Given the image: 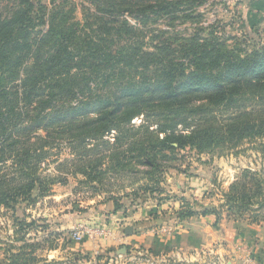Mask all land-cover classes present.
Segmentation results:
<instances>
[{
	"label": "trees",
	"instance_id": "1",
	"mask_svg": "<svg viewBox=\"0 0 264 264\" xmlns=\"http://www.w3.org/2000/svg\"><path fill=\"white\" fill-rule=\"evenodd\" d=\"M206 1L0 0V207L13 211L16 233L37 226L18 205L34 206L68 174L92 186L146 167L141 187L161 193L176 151L264 137V42L248 47L204 25ZM63 144L72 158L58 162ZM50 159L64 176L43 174ZM243 175L221 206L249 209L245 180L258 174ZM182 203L169 218L221 217L216 206ZM39 246L26 242L5 264H30Z\"/></svg>",
	"mask_w": 264,
	"mask_h": 264
},
{
	"label": "rangeland",
	"instance_id": "2",
	"mask_svg": "<svg viewBox=\"0 0 264 264\" xmlns=\"http://www.w3.org/2000/svg\"><path fill=\"white\" fill-rule=\"evenodd\" d=\"M199 11L203 14L204 25L216 24L227 34L244 38L248 47L264 42V0H207ZM77 15L82 18L80 9ZM160 23L163 24L161 26L166 24L164 21ZM134 122L139 124L141 119ZM52 154V159L58 162L72 158L65 144ZM175 156L176 161L169 165L176 168L170 167L163 173L161 193L148 192L141 187L146 179L140 170L146 167H128L115 174L111 171L109 174L113 175L110 178L93 187L82 183L85 180L82 174H68L66 183L54 184L51 194L39 199L34 206L26 203L18 205V216L25 213L29 221L37 220V226L26 233L15 232L18 227L14 225L13 211L1 206L0 264H5L8 254L17 252L26 242L40 245L33 253L36 260L30 264H264V208L255 204L263 197L257 195V185H264V137L223 142L201 154L195 149L178 150ZM52 159L43 166V174L64 176V167L57 169V163H52ZM245 170L258 174L254 181L251 178L245 180L248 199H251L249 209L240 212L237 208L230 210L226 205L221 206L226 202V193L232 184L244 182ZM176 181L184 183L181 190L176 188ZM182 199L200 213L208 206L221 209L219 220L213 216L212 227L216 232H223L222 241L217 238L212 246L197 251L195 245L186 240L187 247L192 245L194 248L192 250L184 244V250L188 251L184 255L172 252L173 245L168 244L177 229L172 234L152 231L154 238L161 237L162 241L154 240L156 249L136 248L137 252L127 240L118 245L105 241L111 233L106 237H86L82 241L72 237L75 228L82 224L93 229L100 226L108 228V221L113 222L110 219L113 213L124 218L122 225L137 223L136 213L143 220L151 217L152 228L170 223L178 225L179 220L169 217L183 206ZM205 200L211 204L204 205ZM114 201L120 205L118 210H115ZM213 201H217L218 205H212ZM157 217L162 222L158 223ZM24 234L25 241L20 239ZM120 234L125 238L132 235L126 231ZM125 246H129L130 250L123 252L122 248H127ZM109 249L113 252L108 253ZM221 249H224L222 255L215 253ZM30 250L31 247H28L27 251ZM219 256L222 258L219 259Z\"/></svg>",
	"mask_w": 264,
	"mask_h": 264
},
{
	"label": "crops",
	"instance_id": "3",
	"mask_svg": "<svg viewBox=\"0 0 264 264\" xmlns=\"http://www.w3.org/2000/svg\"><path fill=\"white\" fill-rule=\"evenodd\" d=\"M212 181V180H211ZM184 183L181 181L177 182L176 181V188L178 190H181L183 188ZM209 200L204 201V205H209L208 204ZM219 202H222L220 200ZM217 201H213L212 205H218ZM209 207V206H208ZM138 221L135 224H126L122 225V221L124 218L121 216L117 215V213H113L110 219H113V222L108 221L107 225L109 226L108 228L111 229V235L110 237L105 238V241H109L110 243L114 244H120L122 241L127 240L129 244H131L133 251L137 252L136 248H152L156 249V244L154 243V240L156 241L159 239L162 241L161 237L154 238V234L152 231H154L156 234L158 233V230H155V228L151 227V222L150 218L151 217H146L145 220L143 218L139 217V214H135ZM213 216L212 214L203 216V215H196L188 219L184 220H179L178 222V228L177 232H175V237L172 239H169V243L172 247V252L178 251L179 254H184L186 255L187 252L184 250V244L185 247H187V241L190 240L191 243L195 245V248L191 245H189L187 248H191L193 250L196 249L199 251V249H203L204 247H210L213 245L215 240L218 238L220 241L224 238L223 232L219 231L216 232L213 230L212 227V221H213ZM107 217V216H106ZM121 217V218H120ZM109 218V216H108ZM121 221V222H120ZM158 223L161 222V220L157 219ZM164 223H167V221L164 220ZM163 223V224H164ZM132 226L134 229L132 231V235H129L128 237H124L123 235L120 234L122 231H126L128 227ZM187 240V241H186ZM126 242V241H125ZM159 247V245H158ZM216 254L219 253V255H222L224 253V249H221L220 251H216ZM219 259L222 257L219 256ZM233 264H235L233 262Z\"/></svg>",
	"mask_w": 264,
	"mask_h": 264
},
{
	"label": "built area",
	"instance_id": "4",
	"mask_svg": "<svg viewBox=\"0 0 264 264\" xmlns=\"http://www.w3.org/2000/svg\"><path fill=\"white\" fill-rule=\"evenodd\" d=\"M177 227L178 225H176L175 223H170L169 225L161 226L159 228L155 227V230H158V232L161 233L172 234L177 229ZM110 233H111V229L105 226L95 227L93 229L88 226L87 227L83 226L82 224L75 228L72 237L76 241H82L86 237H94L95 235L99 237H106Z\"/></svg>",
	"mask_w": 264,
	"mask_h": 264
},
{
	"label": "water",
	"instance_id": "5",
	"mask_svg": "<svg viewBox=\"0 0 264 264\" xmlns=\"http://www.w3.org/2000/svg\"><path fill=\"white\" fill-rule=\"evenodd\" d=\"M162 222V221H161ZM133 227L132 226H130V227H128L127 229H126V232H127V234H131L132 233V231H133ZM125 250H126V248H122V251L123 252H125Z\"/></svg>",
	"mask_w": 264,
	"mask_h": 264
}]
</instances>
